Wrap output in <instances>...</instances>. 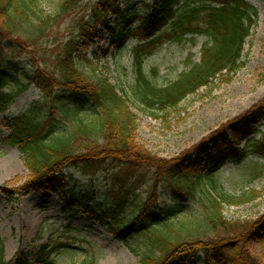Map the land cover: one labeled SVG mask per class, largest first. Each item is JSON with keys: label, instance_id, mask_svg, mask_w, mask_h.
Listing matches in <instances>:
<instances>
[{"label": "trees", "instance_id": "obj_1", "mask_svg": "<svg viewBox=\"0 0 264 264\" xmlns=\"http://www.w3.org/2000/svg\"><path fill=\"white\" fill-rule=\"evenodd\" d=\"M123 1L0 0V113L31 85L40 90L43 102L8 118V140L18 146L28 169L19 193L59 196L62 211L80 210L105 225L142 264H264L251 248L264 240V212L244 220L224 214L227 205L251 201L258 192L230 193L216 177L228 162L242 164L241 189L264 177V132L259 127L264 114L255 112L258 104L210 132L193 149L197 160L184 153L163 156L139 140L131 93L90 73L91 61L84 54L104 30L115 33L117 48L141 41L136 48L140 54L160 40L194 45L203 36L200 58L190 52L186 70L166 86L143 72L137 56L140 100L151 109L175 107L200 88L229 80L243 65L258 10L247 0H142L132 5L145 11L128 13ZM114 21L122 22L121 29ZM63 22L66 34L59 37ZM8 82L12 87L5 91ZM249 156L263 161L244 163ZM97 174L114 185L107 207L93 203L90 191L75 190L79 175ZM142 187L146 195L132 202L130 196ZM4 190L13 196L14 190ZM190 204L196 207L191 210ZM67 246L42 243L6 262L0 246V264H53L57 251Z\"/></svg>", "mask_w": 264, "mask_h": 264}, {"label": "rangeland", "instance_id": "obj_2", "mask_svg": "<svg viewBox=\"0 0 264 264\" xmlns=\"http://www.w3.org/2000/svg\"><path fill=\"white\" fill-rule=\"evenodd\" d=\"M45 1L48 3L51 0ZM141 1L124 0L122 8L128 13L143 12V6L132 5ZM247 1L258 10L259 18L247 38L243 65L229 80L218 79L188 95L175 107L151 109L140 100L137 92V56L142 62L143 72L157 85L166 86L186 70L185 60L190 52L194 53V59L200 58L205 41L203 36H198L194 45L191 42L171 45L168 40H160L140 54L136 48L141 41L132 39L124 47L117 48L114 46L115 33L104 30L95 44L85 48L84 54L91 61L87 67L90 73L108 77L120 91L131 93V105L138 114V138L154 152L167 157L184 153L197 160L199 155L193 149L210 132L220 129L232 118L257 104L255 112L264 114V104H259L264 99V0ZM114 27L121 29L122 22L114 21ZM57 31L59 37L66 34L64 22ZM10 87L12 82H8L4 90L9 91ZM41 98L40 90L31 85L16 94L7 110L0 113V246L4 249L3 261L14 260L51 241L70 245L57 251L53 264H83L86 260L89 264H142L139 255L116 239L105 225L90 219L80 210L62 211L59 196L41 191L19 193L28 169L18 146L8 140V118L26 111L35 101L42 102ZM259 127L264 132V126ZM248 161L263 160L249 156L244 163ZM241 167L242 164L228 162L216 175L230 193L241 194L243 190L258 192L251 201L227 205L224 214L230 220L255 219L264 212V177L241 189V185H237L241 183L238 180V169ZM113 186L111 179L103 174L79 175L75 182L77 192L90 191L92 197L94 194L92 202L102 207H107L114 198ZM4 189L14 190L13 196ZM146 190L145 187L137 189L130 200L141 202ZM189 207L193 210L196 204ZM182 217L187 218V215ZM251 248L264 261V240L253 242Z\"/></svg>", "mask_w": 264, "mask_h": 264}]
</instances>
